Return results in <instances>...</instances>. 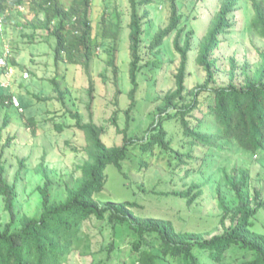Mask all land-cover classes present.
I'll use <instances>...</instances> for the list:
<instances>
[{
	"label": "trees",
	"instance_id": "1",
	"mask_svg": "<svg viewBox=\"0 0 264 264\" xmlns=\"http://www.w3.org/2000/svg\"><path fill=\"white\" fill-rule=\"evenodd\" d=\"M182 1L166 0L169 3V24L158 30L147 47L146 37L148 29L152 27L148 16L153 0H129L130 79L134 87L130 92L131 99L135 100L141 71L149 64L159 68L162 66V61L156 57L160 50L154 54V61L148 58L147 64H143L146 49L151 53L175 34L174 46L181 56L175 76L177 87L163 96L164 106L157 110L143 137H130L125 131L123 144L110 147L103 140L106 133L104 127L98 126L93 119L83 123L79 112L66 111L65 115L75 121V128L85 135L88 159L80 167V177L73 185H67L66 198L62 200L52 199L54 182L51 171L44 163L39 166L44 183L38 187L41 196L38 216L25 214L18 217L15 186L8 183L7 170L0 154V194L10 214L8 223H4L0 217V264H65L75 252L87 254L89 252L86 251L90 249V237L84 231L87 223H93L102 233L103 227L106 228L112 237L109 246L104 248L106 257L99 264H112L121 259V244L123 239L128 238L131 255L137 257L139 264H264V232L257 222L264 211V191H256L253 204L250 173L246 170L240 171L239 177L229 178L225 174L231 186L229 192L234 193L231 200L227 201V194L218 186L223 231L211 238L197 232L180 231L170 220L142 217L135 213V208L140 206L134 202L101 203L95 198L106 186L108 166H115L125 174V163L139 160V167L151 169L155 165L152 158L157 152L168 159L174 183L181 178L186 187L167 195L184 200L189 207L203 198L210 186L214 185L215 175L208 176V172L220 167L218 165L227 160L230 154L249 155L264 173V62L241 86L233 81L222 86L217 80L220 67L215 50L226 34L234 33V20L236 12L243 8L242 0L217 1L195 50L191 46V36L196 34V26L192 24V30L185 34L184 25L190 18H197L200 10L195 4L192 12L186 16L179 7ZM92 2L69 0L67 4L63 0H0V40L11 16L8 13L30 3L35 20L29 26L36 32L43 31L45 37L56 39V62L61 60L81 64L88 71L94 55L91 42ZM251 4V31L264 41V0H251ZM121 29L120 15L112 13V18L104 21L103 38L118 41ZM183 34L184 43L181 45ZM118 50L119 41L114 52ZM193 51L196 52L195 63L205 71L207 77L203 83L190 88L187 85L189 54ZM8 54L2 55L0 42V59L5 57L7 60V67H0V77L7 83L0 93V111L8 110L11 116L25 118L28 127L37 131L39 123L35 113L27 114V106L22 101L19 107L14 103L15 96L8 83L10 77H7ZM262 57L264 61V53ZM233 76L232 73V79ZM51 83L64 106L70 95L66 76L53 78ZM93 92L92 87L90 93ZM36 98L39 102L55 99ZM10 125L11 118L7 116L4 127ZM56 127L58 131L63 130L60 124ZM24 165V161H21L22 168ZM222 171L225 172L226 168H222ZM20 173L21 170L18 175ZM228 219L231 221L229 226L226 225Z\"/></svg>",
	"mask_w": 264,
	"mask_h": 264
},
{
	"label": "rangeland",
	"instance_id": "2",
	"mask_svg": "<svg viewBox=\"0 0 264 264\" xmlns=\"http://www.w3.org/2000/svg\"><path fill=\"white\" fill-rule=\"evenodd\" d=\"M217 1L184 0L179 4L181 13L186 16L192 12L195 4L200 10L196 19L192 17L184 25L185 34L192 30V24L196 26V34L191 36L193 50L200 43L205 24L216 8ZM63 2L68 4L69 0ZM152 4L148 16L152 27L148 29L147 47L158 30L168 26L170 18L169 3L166 0H153ZM242 5L243 8L236 12L234 33L226 34L224 41L215 50V58H218L220 67L217 80L222 86H227L232 81L243 85L247 77L254 75L264 62V41L253 34L250 27L253 16L251 0H242ZM30 8L32 9L31 4L27 3L25 7L8 13L11 16L3 28L4 34L0 40L2 55L9 51L10 90L19 102L26 104L27 114L35 113L39 123L38 130L35 131L28 127L25 118L11 116L8 110L0 111L1 160L7 170L8 183L15 186V210L19 218L25 214L38 216L41 212L38 187L43 185L44 178L38 168L42 163L51 171L50 176L54 182L53 200L65 199L67 185H73L81 175L80 167L88 159L85 135L75 128V121L65 115L66 111L79 112L83 123L93 119L98 126L104 127L106 133L103 140L110 147L123 144L125 131L130 137L141 138L157 110L164 106L163 96L176 89L175 76L181 62V56L174 46L175 34L151 53L146 49L143 64H147L148 58L154 61V54L160 50L156 57L162 61V66L159 68L149 64L141 71L138 77L140 86L133 101L130 97L134 87L130 79L132 58L129 0H93L91 42L94 55L88 71L81 64H69L61 60L56 62V39L45 37L43 31L36 32L30 28L29 24L35 20L33 9L31 11ZM115 12L120 15L122 23L117 52H114V47L118 41L103 38L104 21L108 22ZM185 34L182 35L181 45ZM195 54V51L189 54L187 85L190 88L203 83L207 77L205 71L195 63ZM113 60L115 63L112 64ZM58 76H66V86L70 89L64 106L52 89L51 80ZM92 87L93 94L90 93ZM36 96L55 99L39 102ZM7 116L11 118V125L5 128ZM58 124L63 126L62 131H58ZM152 160L155 165L151 169L139 167V160L136 163L126 162L125 174L120 173L115 166H108L106 186L95 195L96 200L101 203L131 201L140 206L135 208V213L142 217L170 220L180 231L197 232L211 238L223 231L218 186L227 194V201L234 197V193L229 192L231 186L227 183L225 174L232 178L239 177L242 170L250 173V196L253 204L256 191H264L261 166L253 162L249 155L230 154L227 160L218 165L220 167L208 172V176L213 173L215 175L214 185L210 186L203 198L189 207L184 200L167 195L173 190L186 189L181 178L174 183L168 159L157 152ZM21 161H24V168ZM222 168H226V173ZM0 217L4 223L10 221V214L1 194ZM257 222L264 232V211L258 216ZM230 224L228 219L226 225ZM103 230L102 233L93 223H87L84 231L90 237V249L86 251L89 253L75 252L65 264H99L106 257L104 248L112 240L109 230L104 227ZM129 241L130 238L123 239L122 257L112 264H139L137 257L131 255Z\"/></svg>",
	"mask_w": 264,
	"mask_h": 264
},
{
	"label": "built area",
	"instance_id": "3",
	"mask_svg": "<svg viewBox=\"0 0 264 264\" xmlns=\"http://www.w3.org/2000/svg\"><path fill=\"white\" fill-rule=\"evenodd\" d=\"M7 53H9V51H7ZM0 67L1 68H6L7 67V60H6L5 57H3V58L0 59ZM7 77H10L9 74H7ZM26 77H29L28 74H26ZM4 87H7V83L4 82V81H2V78L0 77V93H1V91H2V89ZM14 103H15V105L17 107L20 106L19 101L16 98L14 99Z\"/></svg>",
	"mask_w": 264,
	"mask_h": 264
}]
</instances>
